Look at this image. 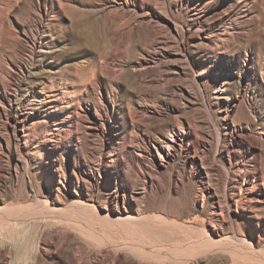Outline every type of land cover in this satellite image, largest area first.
<instances>
[{
  "label": "rangeland",
  "instance_id": "obj_1",
  "mask_svg": "<svg viewBox=\"0 0 264 264\" xmlns=\"http://www.w3.org/2000/svg\"><path fill=\"white\" fill-rule=\"evenodd\" d=\"M0 217V264H264V0H0Z\"/></svg>",
  "mask_w": 264,
  "mask_h": 264
},
{
  "label": "bare ground",
  "instance_id": "obj_2",
  "mask_svg": "<svg viewBox=\"0 0 264 264\" xmlns=\"http://www.w3.org/2000/svg\"><path fill=\"white\" fill-rule=\"evenodd\" d=\"M44 209H45V208H44ZM54 209H55V208H54ZM58 210H59V209H58ZM81 210H82V209H81ZM55 211H57V210H55ZM50 212H51V211H50ZM72 212H73V211H72ZM79 212H80V210H79ZM64 214H65V213H64ZM82 214H83V213H82ZM80 215H81V214H80ZM80 215H79V216H80ZM64 216H66V215H64ZM76 216H78V214H77ZM76 216H75V217H76ZM81 216H82V215H81ZM87 216H88V215H87ZM87 216H86V217H87ZM6 217H7V216H6ZM12 217H13V216H12ZM12 217H9V216H8L7 219L5 218L6 220H4V222H5V223H12V222H16V223H18L17 220H19V219H17V220L14 219V218L12 219ZM29 217H30V216H29ZM38 217H39V216H38ZM31 218H32V217H31ZM42 218H43V217H42ZM55 218H56V217H55ZM78 218H79V217H78ZM90 218H91V217H90ZM108 218H109V217H108ZM126 218H127V217H126ZM129 218H130V217H129ZM0 219H2V218L0 217ZM64 219H65V218H64ZM82 219H83V218H82ZM94 219H95V218H94ZM115 219H116V218H115ZM115 219H114V224H112V226L109 225V224H107V223H106V224L109 225V226H111L112 228H113V227H116V228H118V229H122V230L124 229L125 231H126V229L128 230V227L124 226L123 223H122L124 220L121 221V218H120V220H119V218L116 219V220H115ZM127 219H128V218H127ZM132 219H133V218H132ZM65 220H67V219H65ZM69 220H71V219H69ZM78 220H79V219H78ZM99 220L101 221V219H99ZM108 220H109V219H108ZM19 221H20V220H19ZM79 221H80V220H79ZM95 221H96V220H95ZM112 221H113V220H112ZM128 221H129V220H128ZM71 222H72V220H71ZM77 222H78V221H77ZM81 222H82V221H81ZM81 222H80V223H81ZM88 222H89V219H88ZM91 222H93V221H91ZM101 222H102V221H101ZM103 222H104V221H103ZM80 223H79V224H80ZM93 223H94V222H93ZM98 224H99V223H98ZM77 225H78V224H77ZM99 225H100V224H99ZM103 225H104V224H103ZM87 227H89V226L87 225ZM91 227H92V225L90 226V228H91ZM106 227H107V226H106ZM111 227H110V228H111ZM81 230H83V229H81ZM88 230H90V229L88 228L87 231H88ZM85 231H86V230H85ZM90 232H91V231H90ZM129 232H130V231H129ZM122 233H123V232H122ZM86 234H87V233H86ZM81 235H82V234H81ZM101 237H102V236H101ZM204 237H205V236H204ZM98 240H99V239H98ZM236 240H237V239H236ZM240 240H241V239H240ZM219 241H220V240H219ZM226 241H228V240H226ZM229 241H230V240H229ZM106 242H107V241H106ZM221 242H222V241H221ZM243 242H245V240L242 241V244H241V245H244V246L241 247L240 250L238 249L239 251H242V253L246 254V256H247V255L250 256V255L256 254V253H254V251H253V249H252V246H251L249 243H246V242H245L246 244H243ZM215 243H216V242H215ZM228 243H229V242H228ZM225 244H226V243H225ZM229 244H230V243H229ZM205 245H206V244H205ZM230 245H231V244H230ZM235 245H236V244H235ZM123 246H124V245H123ZM135 246H136V245H135ZM137 246H138V245H137ZM211 246H212V245H211ZM114 249H115V248H114ZM124 249H125V248H124ZM191 253H192V252H191ZM148 254H149V253H148ZM150 254H151V253H150ZM181 255H182V254H181ZM143 256H144V255H143ZM240 258H241V257H240ZM261 260H262V259H261Z\"/></svg>",
  "mask_w": 264,
  "mask_h": 264
}]
</instances>
